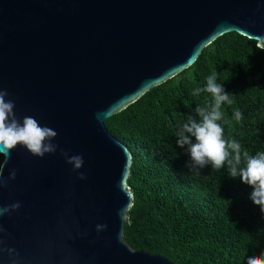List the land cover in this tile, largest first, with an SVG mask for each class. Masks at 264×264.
Listing matches in <instances>:
<instances>
[{
    "label": "water",
    "instance_id": "water-1",
    "mask_svg": "<svg viewBox=\"0 0 264 264\" xmlns=\"http://www.w3.org/2000/svg\"><path fill=\"white\" fill-rule=\"evenodd\" d=\"M230 33L264 46V0H0V87L19 119L52 128L53 143L83 157L87 177L59 149L12 151L3 175H17L0 206L21 207L0 217V239L19 255L4 252L0 264H174L125 238L133 154L105 122Z\"/></svg>",
    "mask_w": 264,
    "mask_h": 264
},
{
    "label": "trees",
    "instance_id": "trees-1",
    "mask_svg": "<svg viewBox=\"0 0 264 264\" xmlns=\"http://www.w3.org/2000/svg\"><path fill=\"white\" fill-rule=\"evenodd\" d=\"M213 72L233 100L222 106L225 137L250 155L264 151V51L237 33L218 38L191 68L105 122L133 154L134 205L125 238L174 264H247L264 253V213L250 199L253 189L231 178L227 166L189 168L190 155L176 143L188 116L211 99L192 93Z\"/></svg>",
    "mask_w": 264,
    "mask_h": 264
},
{
    "label": "clouds",
    "instance_id": "clouds-1",
    "mask_svg": "<svg viewBox=\"0 0 264 264\" xmlns=\"http://www.w3.org/2000/svg\"><path fill=\"white\" fill-rule=\"evenodd\" d=\"M258 48L264 51V46H258ZM201 92L209 94L211 99L206 101L204 106H198L195 109L196 115L188 116L187 122L183 123L176 133L177 145L180 148H186L190 155L188 167L201 169L210 165L213 170L219 171L227 166L231 178H239L242 183L253 189L250 199L264 213V151L250 155L247 151L242 152L239 142L225 137L221 121L225 124L228 121L225 119L222 106L231 105L233 100L230 99V94L225 92L222 84L217 83L216 72L206 78L205 87L196 88L192 95H199ZM8 96V91L0 87V156L4 157V161L0 163V191L8 187L10 181L16 179L15 169L10 170L7 178L4 177L3 170L11 158V152L17 147H22L32 156L41 158L45 154H55L59 149L60 155L65 158L66 163L72 165L73 172L77 173V178L85 180L86 175L79 171L84 165L83 157L69 155L58 144L53 143L58 133L52 128L41 126L31 116L19 119L14 111L15 102L12 99H6ZM234 118L240 121L243 115L239 110H235ZM20 207L19 201L0 206V217L10 216ZM127 210L125 206L119 211L121 220L126 218ZM106 229L107 224L96 225L97 233ZM4 231L3 226L0 225V233ZM3 245V239H0V255L4 252H7L9 257L19 255L14 248H5ZM12 264H19V261L13 259ZM247 264H264V253L260 256H249Z\"/></svg>",
    "mask_w": 264,
    "mask_h": 264
}]
</instances>
